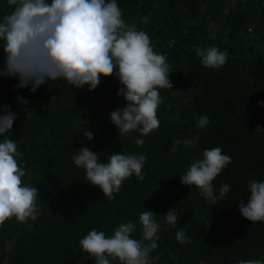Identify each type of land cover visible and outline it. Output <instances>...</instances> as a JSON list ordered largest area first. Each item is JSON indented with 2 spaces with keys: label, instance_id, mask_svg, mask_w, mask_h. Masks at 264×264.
Listing matches in <instances>:
<instances>
[{
  "label": "trees",
  "instance_id": "obj_1",
  "mask_svg": "<svg viewBox=\"0 0 264 264\" xmlns=\"http://www.w3.org/2000/svg\"><path fill=\"white\" fill-rule=\"evenodd\" d=\"M128 25L147 33L155 52L167 57L172 88L159 89V127L147 136H119L109 119L125 106L114 76L101 77L93 91L49 80L36 93L27 89L29 113L16 103L14 81L0 78V105L18 113L9 133L16 141L22 184L36 187L35 219L14 216L0 226V264H94L79 241L92 229L111 236L123 222L137 224L152 210L161 225L153 264H239L264 260V222L244 218L238 204L249 197L248 183L264 180V0H118ZM5 11L7 7L5 6ZM227 50L226 63L205 67L196 47ZM209 123L197 127V118ZM259 128V129H258ZM261 129V130H260ZM91 132L93 138L86 136ZM144 139V145L135 139ZM2 138V137H0ZM81 147L103 153L143 154V179H126L109 199L87 182L73 163ZM220 147L231 157L213 181L219 194L206 202L180 177L205 149ZM176 208L177 227L165 215ZM183 229L185 243L175 238ZM112 264H119L113 261Z\"/></svg>",
  "mask_w": 264,
  "mask_h": 264
},
{
  "label": "clouds",
  "instance_id": "obj_2",
  "mask_svg": "<svg viewBox=\"0 0 264 264\" xmlns=\"http://www.w3.org/2000/svg\"><path fill=\"white\" fill-rule=\"evenodd\" d=\"M195 52L210 68L223 66L228 58L227 50L216 46L196 47ZM166 61L165 55L154 51L146 32L125 23L118 0H0V78L15 82L16 103L26 113L30 110L21 94L24 89L34 94L49 80H63L72 88L87 86L93 91L101 77L114 76L121 85L117 95L126 103L110 113L111 123L119 136L134 131L147 136L159 127V89L172 88ZM258 106L264 107V101H258ZM17 115L9 105H0V226L13 216L20 222L35 219L37 212V188L22 184L26 171L18 166L20 153L9 135ZM208 123L207 116L197 118L198 128ZM86 137L91 140L93 135L88 132ZM144 143L142 138L135 139L137 145ZM102 155L81 147L73 163L105 197L113 198L133 175L143 179L145 155L120 152L106 161ZM230 163L231 157L220 147L205 149L201 159L188 165L180 182L194 185L206 202L215 205L229 192V185L222 184L217 194L213 181ZM248 191L247 202L238 204L240 214L251 222H264V180H250ZM156 216L152 210L140 213V238H134L137 224L128 221L120 223L111 236L90 230L80 246L94 264H153L161 228ZM163 216L169 226L177 227L175 207ZM175 238L182 244L189 239L183 229L176 231ZM239 264H264V260H241Z\"/></svg>",
  "mask_w": 264,
  "mask_h": 264
}]
</instances>
